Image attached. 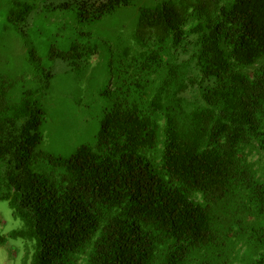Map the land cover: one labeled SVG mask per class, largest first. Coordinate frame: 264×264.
<instances>
[{"label":"trees","instance_id":"obj_1","mask_svg":"<svg viewBox=\"0 0 264 264\" xmlns=\"http://www.w3.org/2000/svg\"><path fill=\"white\" fill-rule=\"evenodd\" d=\"M39 2V0H36ZM36 1L12 12L19 30ZM97 22L133 0H47ZM94 148L42 149L39 88L0 74V201L32 264H264V0L142 9ZM254 153L260 162L252 160Z\"/></svg>","mask_w":264,"mask_h":264},{"label":"rangeland","instance_id":"obj_2","mask_svg":"<svg viewBox=\"0 0 264 264\" xmlns=\"http://www.w3.org/2000/svg\"><path fill=\"white\" fill-rule=\"evenodd\" d=\"M35 1L0 0V74L27 86V68L32 69L37 76L33 85L39 88L33 103L45 118L42 149L68 157L82 146L98 145L117 97L118 59L132 42L140 12L168 0H133L89 23L78 22L74 7L53 10L56 5L39 0L19 30L8 22L12 12ZM260 158L257 153L252 156L255 162ZM22 227L9 203L0 201V264L33 263V243L11 237ZM235 258L233 264H239ZM79 264H87V258L83 256Z\"/></svg>","mask_w":264,"mask_h":264}]
</instances>
